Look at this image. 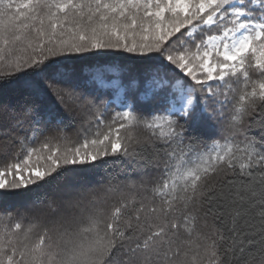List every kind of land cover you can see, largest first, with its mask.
<instances>
[{
	"label": "snow or ice",
	"instance_id": "snow-or-ice-1",
	"mask_svg": "<svg viewBox=\"0 0 264 264\" xmlns=\"http://www.w3.org/2000/svg\"><path fill=\"white\" fill-rule=\"evenodd\" d=\"M0 264H264V0H0Z\"/></svg>",
	"mask_w": 264,
	"mask_h": 264
},
{
	"label": "trees",
	"instance_id": "trees-1",
	"mask_svg": "<svg viewBox=\"0 0 264 264\" xmlns=\"http://www.w3.org/2000/svg\"><path fill=\"white\" fill-rule=\"evenodd\" d=\"M110 171H111V169H110Z\"/></svg>",
	"mask_w": 264,
	"mask_h": 264
}]
</instances>
